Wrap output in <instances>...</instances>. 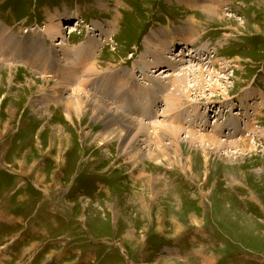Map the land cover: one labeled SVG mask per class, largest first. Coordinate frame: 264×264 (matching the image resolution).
Returning <instances> with one entry per match:
<instances>
[{"label": "rangeland", "instance_id": "1", "mask_svg": "<svg viewBox=\"0 0 264 264\" xmlns=\"http://www.w3.org/2000/svg\"><path fill=\"white\" fill-rule=\"evenodd\" d=\"M196 1L0 0V264H264V0ZM178 28L207 51L185 53L206 64L186 63L190 95L146 66L170 64ZM74 92L108 115L86 101L79 116ZM226 103L241 112L236 137ZM241 104L258 114L252 134ZM114 113L120 139L106 131ZM147 143L170 145L169 159Z\"/></svg>", "mask_w": 264, "mask_h": 264}, {"label": "bare ground", "instance_id": "2", "mask_svg": "<svg viewBox=\"0 0 264 264\" xmlns=\"http://www.w3.org/2000/svg\"><path fill=\"white\" fill-rule=\"evenodd\" d=\"M186 1H188V2H186ZM190 0H177V3H179V4H182L183 2L186 4V3H188V4H190L191 2H189ZM202 1H205V0H202ZM196 2H198V3H202L201 2V0H198V1H196ZM187 4V5H188ZM215 4V3H214ZM189 7V9H193V8H195L194 7V4L193 5H188ZM203 6H204V4H203ZM208 6H210V5H208ZM205 7L207 8V6L205 5ZM215 5L214 6H210L209 7V9L207 10L208 11V15H209V13H210V16H220L219 15V12H217V11H215ZM217 7V6H216ZM204 9V8H203ZM206 10V9H205ZM211 10H213V11H211ZM215 14H217V15H215ZM223 15V14H222ZM115 17V16H114ZM214 18V17H213ZM116 19V18H115ZM116 21V20H115ZM63 24V23H62ZM61 23H59V25H61V27H62V29H61V27L59 26V27H57V28H52L51 26H50V28H48L47 29V32L49 33V34H52V36L54 37H56V42H55V45L56 46H59V45H64V35H63V33H62V31H63V29H64V25H62ZM77 25H79L80 26V24L78 23ZM79 26H66V30L67 29H70V32H72V31H75L76 30V28L77 27H79ZM55 27V26H54ZM70 27V28H69ZM180 28H178L177 30H179ZM177 30L175 31V32H177ZM180 31H181V33H174V35H175V38H177L180 42L179 43H181L182 45L181 46H179L177 49L175 48V46L173 45L172 46V48H170V51H172L171 52V54L169 53V55H167L168 56V58H170L171 60H170V64L169 63H164V62H162V60L161 61H157V62H155L154 63V59L155 58H152V57H150V56H148L149 57V61L147 60V62H149V63H147V67H148V69L149 70H151V72H154V73H156V68L159 66V65H161L162 67H164V68H162V72H160L159 74H156V76H154L156 79H152L153 80V82L154 83H156L159 87H162V86H164V87H166L167 86V84H168V86H170L171 84H172V82L174 83L173 84V89H172V94H174V93H177V92H180V93H182V94H186L187 93V95H190V92L192 91V89H191V87L189 86V85H187V82H190V83H193V84H195V82L193 81V79H192V81H190V79H189V77H188V75H187V73L186 72H189V73H193V77L197 74L195 71H196V69L194 68V67H191V66H195V67H197L198 66V68L201 70V71H199L198 73L200 74V72H204V69L202 68L203 66H206V64H205V62H201L200 60H199V62L197 63V65H195L194 63H196V58H194L193 60H191V59H187V58H185V56H188V54L186 55L185 53H186V51H188L189 49H190V55H192V54H194V53H196V51L194 50V49H192L189 45H187V43H186V41H182L180 38L182 37V35H183V33L185 32V30H182V29H180ZM186 33V32H185ZM165 37H167L168 36V34L166 33L165 35H164ZM172 39H173V37H172ZM58 41H60V42H58ZM175 43H176V41H175ZM158 46H160V44H158ZM201 48V47H200ZM202 51L203 52H205V53H207V51L205 50V49H201V51H200V53H196V55H194V56H199V54H201V55H204V56H206V54L205 53H202ZM200 55V56H201ZM193 56V55H192ZM203 56V57H204ZM154 57V56H153ZM207 58V57H206ZM198 59V58H197ZM169 62V61H168ZM192 63V65L191 66H189L190 64H188V65H186V63ZM209 64V63H208ZM211 65V64H210ZM189 66V67H188ZM172 67H174V68H179V72H177L176 74H173V71L171 70L172 69ZM215 67V64L214 63H212V65L211 66H209V71L208 70H206V72L207 73H210V71H211V69L212 68H214ZM208 68V67H207ZM211 74V73H210ZM192 75V74H191ZM190 75V76H191ZM210 76V75H209ZM186 77H188V78H186ZM213 78V77H212ZM22 81V80H21ZM197 82L198 83H200L201 82V80H197ZM202 85V84H201ZM204 85V84H203ZM28 86V85H27ZM195 86V85H194ZM209 86V85H208ZM196 87V86H195ZM78 89V88H77ZM211 90H215V88H213V87H211ZM75 93V92H74ZM73 93V94H74ZM151 94V93H150ZM153 94V93H152ZM75 95H76V98L74 99H71V100H69L70 101V104H69V106L70 107H72V102L74 103V105H73V108H77V110L79 111V113H78V115L79 116H81L82 114L84 115V114H87V113H89L88 111H86V106H87V104L88 103H86V101H92L91 102V105L93 106V108H92V115H93V117H95V120H97V121H99V122H102V121H100L101 119H102V116H105L107 113H104V112H102V113H104V115H102V113H99V110L97 109V105H96V100H94V99H89V98H87V99H85V98H83V94H80V93H75ZM87 95V94H86ZM148 95V94H147ZM149 96V95H148ZM150 96H152V95H150ZM54 97V96H53ZM91 97V96H90ZM159 97V95H157V98ZM168 97V99L171 97V94L170 95H168L167 96ZM51 98V97H50ZM56 98V97H55ZM92 98V97H91ZM152 98H153V96H152ZM47 99H49V98H47ZM229 99H231L230 97L229 98H227V99H225V100H229ZM240 99V98H239ZM41 99H39V100H36V101H40ZM31 101H34V100H31ZM69 101H66L65 103H66V105H68L67 103L69 102ZM100 101V100H99ZM140 101H142L141 99H140ZM230 101V100H229ZM240 101H242L241 99H240ZM258 101V100H257ZM102 102V101H101ZM64 103V102H63ZM64 103V104H65ZM103 104V103H102ZM239 104V103H238ZM99 105V104H98ZM146 105V104H145ZM174 105H177V103H176V101L174 102ZM96 106V107H95ZM139 106V105H138ZM206 106V105H205ZM224 106H226V108L227 109H229V112H230V110L232 109V108H230L231 107V104L230 103H226V104H223V105H220L219 106V112H217L220 116H222L223 115V112H224V109H223V107ZM233 106V105H232ZM99 107H100V105H99ZM241 108L243 109V110H246V115H247V117H248V119L247 120H245V122H246V127L247 126H249V125H251V127H250V133L252 134L253 132V123L251 122L252 121V117L253 116H256V118L258 117V114L256 113V111L254 110L252 113L251 112H249V109H250V107H249V105L248 106H245L244 104H241ZM91 110V109H90ZM107 110V109H106ZM109 111V110H108ZM209 109H208V107H206V109H203L202 110V112L201 113H204V117H203V119L199 122V126L202 128V129H205L206 130V126H207V124H208V122H209V118H208V116H209ZM101 112V111H100ZM109 113V112H108ZM111 113V112H110ZM241 112H230V116H231V118H229V119H225L223 122H224V125H223V129L226 131V130H228L229 129V131H228V136L229 135H234L235 133H239L240 131H242V130H244V127L239 123V120H238V117L237 116H235V115H237V114H240ZM255 115H254V114ZM222 114V115H221ZM108 115V114H107ZM114 116H115V120L117 121V123L118 124H120L118 127H114V124H113V121H115L114 120V118L112 117L111 119H108V120H106V124H105V126H106V131L107 132H110V133H112V134H110V135H112L113 137H115V136H118V139H120V137L121 136H123L122 134V132H123V129L121 128V126L123 125V123H124V119L122 118V117H118V116H120V114H118L117 113V115L114 113L113 114ZM241 119V118H240ZM122 120H124V121H122ZM223 122H219V119H216L215 121H214V124H213V128L209 131V133L212 135V134H214L215 132H214V128L216 127V126H218V124H221V123H223ZM230 122H232V123H230ZM132 123V122H131ZM203 123H204V125H203ZM252 123V124H251ZM257 124V122H256V120H255V122H254V124ZM104 125V124H103ZM220 127V126H219ZM168 129V128H167ZM181 129L182 128H179L178 129V127H172L171 128V131H181ZM218 129V128H217ZM264 130V129H263ZM222 131V130H221ZM221 131H220V133H219V137H220V135H221ZM255 131V130H254ZM125 133V132H124ZM193 132H190V134H192ZM208 133V134H209ZM127 134V133H126ZM208 134H200L201 135V137L202 138H204V139H208V142H213V141H215L214 139H212V137L210 136V135H208ZM128 135V134H127ZM254 135V134H253ZM253 135H247V136H245V137H243L244 138V140H247L248 139V141H249V138H251ZM235 136V135H234ZM233 136V137H234ZM232 137V138H233ZM236 137V136H235ZM116 138V137H115ZM126 137H124V138H122V140H124ZM199 138V137H198ZM107 139V138H106ZM106 139H105V141H106ZM175 139H176V137H175ZM216 139V138H215ZM240 139H242V138H240ZM113 140V139H112ZM101 141H103V139L101 140ZM153 141V140H152ZM199 141V140H198ZM201 141V140H200ZM239 141V140H238ZM243 141V140H242ZM234 142H236V141H234ZM191 143V142H190ZM217 143H219L220 145H226V140H219V142H217ZM228 143V142H227ZM231 144H233V141H231L230 142ZM237 143V142H236ZM102 144H104V142H102ZM149 144L147 143V145L146 146H144V148L145 149H147V151H149L150 150V147H149V149H148V146ZM192 145H194V144H192ZM202 145V144H201ZM133 146V145H132ZM132 146H130L129 147V151H127V152H132L133 151V147ZM124 147V150H126L127 148H126V146H123ZM171 148V146L170 145H165V147L164 148H162V149H160V152L158 151V152H153V151H151L150 150V154H149V156L148 157H150V158H152V161L153 160H156L157 162H160V161H162L163 159H162V154H164V155H166L167 157H168V159H169V155L170 154H168V153H163L165 150H168V149H170ZM173 149H175V148H173ZM173 151V150H172ZM134 154H135V152H134ZM134 154L132 155V156H134ZM136 156V155H135ZM165 158V157H164ZM167 159V158H166ZM141 201V200H140ZM144 204V203H143ZM146 206V205H145ZM145 209V208H144Z\"/></svg>", "mask_w": 264, "mask_h": 264}]
</instances>
